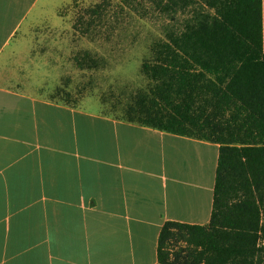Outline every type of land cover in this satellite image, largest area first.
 <instances>
[{
  "label": "crops",
  "instance_id": "0c3cea01",
  "mask_svg": "<svg viewBox=\"0 0 264 264\" xmlns=\"http://www.w3.org/2000/svg\"><path fill=\"white\" fill-rule=\"evenodd\" d=\"M63 1L0 0V264H159L167 222L210 224L221 144L44 92L24 33Z\"/></svg>",
  "mask_w": 264,
  "mask_h": 264
},
{
  "label": "trees",
  "instance_id": "16d2710c",
  "mask_svg": "<svg viewBox=\"0 0 264 264\" xmlns=\"http://www.w3.org/2000/svg\"><path fill=\"white\" fill-rule=\"evenodd\" d=\"M158 1L188 16L143 63L150 86L126 118L221 144L210 224L167 222L159 264H264L262 0ZM78 61L97 63L88 52Z\"/></svg>",
  "mask_w": 264,
  "mask_h": 264
},
{
  "label": "rangeland",
  "instance_id": "374dc122",
  "mask_svg": "<svg viewBox=\"0 0 264 264\" xmlns=\"http://www.w3.org/2000/svg\"><path fill=\"white\" fill-rule=\"evenodd\" d=\"M99 4L100 15L86 14ZM187 16L166 11L158 0H65L57 21L43 16L24 33L36 45L34 78L50 96L75 103L91 98L103 113L126 117L128 106L150 86L143 63ZM86 52L97 63L81 68L78 60ZM186 246L179 243L175 250Z\"/></svg>",
  "mask_w": 264,
  "mask_h": 264
}]
</instances>
